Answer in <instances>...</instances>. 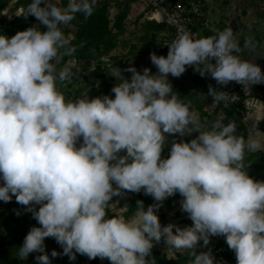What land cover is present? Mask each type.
I'll list each match as a JSON object with an SVG mask.
<instances>
[{
	"label": "clouds",
	"instance_id": "1",
	"mask_svg": "<svg viewBox=\"0 0 264 264\" xmlns=\"http://www.w3.org/2000/svg\"><path fill=\"white\" fill-rule=\"evenodd\" d=\"M96 3L31 0L28 15L46 30L0 35V201L15 196L41 225L31 228L19 257L44 253L37 264H52L44 245L52 237L73 261L79 253L111 264H147L153 240L163 238L171 248L192 249L191 264H215L210 251L196 254L195 248L223 235L237 264H264V182L252 179L242 163L245 148L256 150L260 141L235 135L231 122L201 130L196 113L177 98L169 81L191 66L220 85L236 82L247 90L264 83V72L254 60L234 54L240 49L231 27L201 38L182 31L167 45V57L150 54L155 75L130 67L129 82L113 68L114 99L66 101L58 82L70 80L72 65L57 66L75 48L61 25L77 13L91 16ZM208 95L214 104L228 100L227 93L211 87ZM193 132L200 135L173 143L169 158L162 159L165 134ZM122 150L127 155L120 157ZM113 182L119 189H143L158 202L179 192L193 225L162 227L156 214L161 204L145 209L140 203L131 219L106 218L109 201L119 194ZM34 205H40L38 211Z\"/></svg>",
	"mask_w": 264,
	"mask_h": 264
},
{
	"label": "trees",
	"instance_id": "2",
	"mask_svg": "<svg viewBox=\"0 0 264 264\" xmlns=\"http://www.w3.org/2000/svg\"><path fill=\"white\" fill-rule=\"evenodd\" d=\"M67 1V0H66ZM14 0H0V11L9 9ZM31 0H19L14 6L12 12H18L21 8L24 13L15 16L13 20L3 17L0 19V35H5L8 38L15 36L20 31H25L30 28L37 30H46L35 16L28 15V5ZM229 1H226V5ZM67 5L65 2L64 6ZM128 11L125 9L114 21H111V7L107 3L96 4L94 12L91 16H85L83 13H77L68 25H61L63 32L66 35L73 37L71 46L75 48L71 56H65L57 69L69 64L70 61H76V66L71 67L72 75L70 80L58 82V89L63 93L66 101H74L81 96H88L94 99L102 96H109L111 94L112 85L108 79V70L105 67L103 58L110 57L111 54L117 50H125L128 52L126 57L129 59L140 58L147 50L160 47L163 40L162 36L166 33V27L156 22H146L142 25L141 36H137L134 42L131 37H135L136 33H132L128 39L124 40L127 36V27L125 22L128 18ZM122 39V40H121ZM159 42V43H158ZM140 52V53H139ZM121 56L113 57L118 64ZM239 106V105H238ZM237 106L233 107L228 112L227 123L236 124L235 111ZM245 139V138H244ZM80 144H78V147ZM170 147H164L162 151V159L169 158ZM125 151L126 155L127 152ZM119 154V153H118ZM117 154V155H118ZM1 186V185H0ZM113 182V188H117ZM123 195H132L128 211L125 213V219H131L142 203L144 208L156 204L151 195L145 194L142 189L140 192H132L122 189ZM181 199V198H180ZM182 200V199H181ZM36 210H39L40 205H34ZM28 206L21 205L16 202L15 196L9 202V207L0 212V264H36L29 259H21L15 253L23 246L24 239L32 227H40L38 221L34 219L33 214L27 211ZM19 213V214H18ZM106 218H114L116 215L110 209V201L106 207ZM160 219L161 225L167 226L170 223L167 221V215L159 207L156 213ZM186 216L187 220L184 222V227L193 225V221L189 218L188 213L180 214ZM175 232V229H173ZM16 234L14 240H9L11 233ZM225 236H211L208 245L210 247L205 251L196 252V254L217 252L224 247L226 243ZM153 242H156L153 240ZM163 245L171 248L166 241L162 238L160 241ZM45 251L49 255L51 261L58 264H103L99 257L96 259H89L86 255L76 253V259L73 261L69 256L63 255V248L57 243L55 238L48 237L44 241ZM223 249V248H222ZM55 250L60 255L51 257V252ZM192 249H180L177 259H169L168 256L160 251H153L147 257V264H191L193 259ZM39 253V252H33ZM43 255L44 253H40ZM232 254L229 250L224 252L223 257L231 259ZM106 264H111L107 258ZM218 264V263H215Z\"/></svg>",
	"mask_w": 264,
	"mask_h": 264
},
{
	"label": "crops",
	"instance_id": "3",
	"mask_svg": "<svg viewBox=\"0 0 264 264\" xmlns=\"http://www.w3.org/2000/svg\"><path fill=\"white\" fill-rule=\"evenodd\" d=\"M19 0H14V2L11 3L9 9L6 11H11L13 10V6L18 2ZM171 1H182V0H171ZM187 1V0H184ZM233 1V0H231ZM230 1V2H231ZM53 2H56V0H53ZM65 2L68 3V0H59V3L61 5H64ZM107 3L111 7V21H114L115 17H117L121 12H123L125 9L128 11V18L125 22V25L127 27V36L124 38V40L128 39V37L131 36L132 33H136L135 37H131V40L134 42V40L137 39V36H141L142 32V25L146 22H155V21H150L148 17L150 16L152 10L148 2H141L140 0H97L96 4H103ZM242 5L241 7H244L246 3H248V0L241 1ZM44 6V5H43ZM224 6H229L224 4ZM241 9V8H240ZM230 10V9H229ZM5 12V11H3ZM14 14L22 15L24 13V10L21 8L18 10V12H12ZM243 15H247L248 12L245 10L242 11ZM242 15V16H243ZM251 15V14H250ZM218 16V12L212 8L209 11V17L210 18H215ZM229 16L231 17V11ZM249 19V18H247ZM253 20V17L251 18ZM257 21V19L255 18ZM216 21V19H215ZM157 23V22H156ZM223 23V21H222ZM158 24V23H157ZM224 24V23H223ZM225 26V25H224ZM135 27L134 30L132 28ZM226 27V26H225ZM170 32L166 29V33L162 36L163 42L169 37ZM251 35V34H250ZM122 40V39H121ZM163 42L160 47H157L155 49L147 50L140 58L137 59H129L126 57L128 55V52L125 53V57L120 58L118 64H116V60L112 59L113 57H119L120 54H117L113 52L110 57L103 58L106 60H109L110 63H113L111 67H107L106 65L107 62L105 63V67L108 70V79L112 85V88L117 85L118 81L115 77L111 76V70L113 68L119 67L122 71V75L131 81V76L132 73L126 71V69L130 67H135L137 71L141 72L143 74V70L145 68H148L151 70L152 74H156L158 72V69L156 68L155 65L152 64L150 60V54L155 53L158 56H165L167 57L169 48L166 49H161ZM159 43V42H158ZM140 53V52H139ZM102 59V60H103ZM249 59L248 54L245 60ZM70 63H75L76 61H70ZM169 81L172 85L174 94L177 96V98L183 102L184 104L189 106L190 111L196 113L198 117V122L201 130H210L209 129V124L205 118V115L203 113L204 107L209 104L211 101H213L212 97L208 95L209 93V88H210V74L201 76L199 72L195 70L194 67H187L186 72L179 78L172 77L171 75L169 76ZM262 95H264V91L258 92L256 94V97L259 98ZM111 98H115V94L112 92L111 89V94L109 95ZM264 101V100H263ZM235 111V118H236V127L237 130L234 133L237 136H242L245 138V141L248 140L249 137H252L254 139H257L261 143V147L256 149V150H249L247 147L245 148V154H244V159L242 163L244 164V170L248 173V175L254 179L257 182H264V102L260 101H255L253 104L250 106H246L245 104H241L237 106ZM232 111V110H231ZM258 124L259 125V132L255 135H248V130L249 128L254 125ZM193 127V126H189ZM195 130V129H193ZM166 135V140H165V146L164 147H172L173 143L176 142H191V140L196 139L200 133L199 132H193L191 135H187L184 137H181L179 134L175 135ZM82 141H78V144H81ZM118 155H121V157L126 156L125 151H121ZM118 188V187H117ZM116 189V188H114ZM122 191V190H121ZM123 195V194H122ZM124 196H131L132 195H124ZM153 197V196H152ZM183 200L184 198L177 192L173 196L168 197L165 199L163 202H158L155 201L156 204H161L160 208L163 210V212L167 215V221L170 224L176 225L183 229L184 227V222L187 220L186 216H181L180 214H184L186 212L182 211V204H181V199ZM130 199V200H131ZM155 200V199H154ZM130 205V201H129ZM129 208V207H128ZM113 212V211H112ZM226 241V237L224 238ZM227 244V243H225ZM153 245L155 248L153 251H160L165 253L169 259H177L179 255V250L177 249H169L166 245H163L160 241L159 242H153ZM210 245L205 246L203 240L199 241L196 248L195 252H200V251H205L208 249ZM223 248V249H222ZM219 249L222 254L226 252L227 250L230 251V253L233 255L235 254L234 250L230 249L228 245H225ZM152 251V252H153ZM151 252V253H152ZM107 262V258H106ZM103 263V264H106ZM88 264V263H87Z\"/></svg>",
	"mask_w": 264,
	"mask_h": 264
},
{
	"label": "built area",
	"instance_id": "4",
	"mask_svg": "<svg viewBox=\"0 0 264 264\" xmlns=\"http://www.w3.org/2000/svg\"><path fill=\"white\" fill-rule=\"evenodd\" d=\"M145 3L148 2L151 7V14L148 17L150 21H155L158 24L164 25L170 32L169 37L163 42L161 49L168 48L169 45L182 31H189L196 38L213 36L218 33L215 19L209 17V11L217 4L224 6L226 1L229 0H187V1H171V0H140ZM242 6L241 1L237 0ZM246 1V0H245ZM234 38L238 42L240 51L234 53L239 55L241 59L245 60L247 57V48L242 41L234 35ZM246 41L248 44H252V37L247 36ZM107 62V67H111L113 63L109 60L103 59ZM264 72V71H262ZM210 87L218 91H222L228 94V100L222 101L219 104H214L211 101L207 104L203 113L209 124V129H212V125L217 121H221L224 125H227L228 112L235 106L245 104L250 106L255 101L263 102L264 95L257 98L258 92L264 91V83L253 84L250 89L244 90L242 85L236 82H230L227 85H220L218 82L210 76ZM259 132V125L254 124L248 130V135H255ZM215 258V263L218 264H237L236 254L231 256V259L223 257L222 252L217 251L212 253Z\"/></svg>",
	"mask_w": 264,
	"mask_h": 264
},
{
	"label": "rangeland",
	"instance_id": "5",
	"mask_svg": "<svg viewBox=\"0 0 264 264\" xmlns=\"http://www.w3.org/2000/svg\"><path fill=\"white\" fill-rule=\"evenodd\" d=\"M230 1L231 0H229V3H230ZM255 7H257L256 6V0H248V3H246V5L244 7H240L241 8L240 9L241 15H243L242 14L243 10H245L246 12H249L251 14L249 16V19L247 20V22H250V18H252V17L255 18L253 15V11L255 10ZM213 8L218 12V16L214 18V19H216V22H217L216 29L218 32L223 31L224 29H226V27L224 26L222 21L230 18V16H229L230 10H229L228 6H222L219 3H217ZM17 14L12 13L11 11H9V12L8 11H5V12L0 11V19L3 17H7V18L13 20L15 18V16H18ZM243 20L246 21L245 18H243ZM134 29H135V27L132 28V30H134ZM248 34H251V33H248ZM126 52L127 51H125V50H118V52H116V53L120 54V56H122V57H125L124 55ZM71 65H72V68H74L76 66L75 63H73V64L71 63ZM82 97H84V95L81 96L80 98H82ZM80 141H82V138L80 139ZM118 156L121 157V155H118ZM113 163H115V161H113ZM2 184H3V182L0 181L1 186H2ZM115 190H118L119 194L114 195L112 197V199L110 200V209L113 211V213L116 216H124L125 213L128 211L129 201L131 199V196L122 195V191H121L122 189H119V187L116 188ZM8 207H9V202L6 203L4 201H0V212L8 209ZM9 235H10V238H9L10 241L14 240L16 238V234L14 232L9 234ZM154 248H155V246H153L151 252L153 251ZM15 254L18 255V252H16ZM39 255H41V254L40 253L30 254L27 259H29L30 261L35 262L37 264L36 257ZM99 260L102 263L106 262V258H104V259L99 258ZM52 264H58V263L53 261Z\"/></svg>",
	"mask_w": 264,
	"mask_h": 264
},
{
	"label": "water",
	"instance_id": "6",
	"mask_svg": "<svg viewBox=\"0 0 264 264\" xmlns=\"http://www.w3.org/2000/svg\"><path fill=\"white\" fill-rule=\"evenodd\" d=\"M260 21L255 23L252 27L256 31L257 36L260 38V42L256 46L248 44L245 35L242 33L245 25L243 23L242 15L240 14V4L237 0H233L229 3L228 8L231 11V17L223 21L226 28L231 27L234 35H236L247 48L248 57L264 71V3L259 2ZM43 6V5H41ZM264 102V101H263Z\"/></svg>",
	"mask_w": 264,
	"mask_h": 264
},
{
	"label": "flooded vegetation",
	"instance_id": "7",
	"mask_svg": "<svg viewBox=\"0 0 264 264\" xmlns=\"http://www.w3.org/2000/svg\"><path fill=\"white\" fill-rule=\"evenodd\" d=\"M259 2H263L264 3V0H256V6L257 7H255V10L253 11V15L257 19V21L255 20V18H253V20H251V18H250V22H247V20H248L247 18H249V16H250L249 12H248L247 15L241 16L242 19L243 18L246 19V21L243 20V23H244L245 27L242 30V33L245 35V37H247V36L252 37V46H256L260 42V38L257 36L256 31H254L252 29L253 25L260 21V11H259V5H258ZM248 33H251V35L248 34Z\"/></svg>",
	"mask_w": 264,
	"mask_h": 264
}]
</instances>
